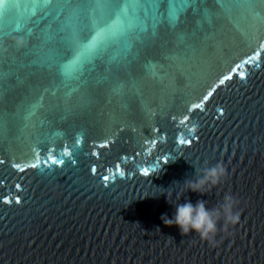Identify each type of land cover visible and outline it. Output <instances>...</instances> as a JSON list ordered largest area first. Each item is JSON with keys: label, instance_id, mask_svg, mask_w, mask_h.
<instances>
[{"label": "water", "instance_id": "water-1", "mask_svg": "<svg viewBox=\"0 0 264 264\" xmlns=\"http://www.w3.org/2000/svg\"><path fill=\"white\" fill-rule=\"evenodd\" d=\"M0 264H264V0H0Z\"/></svg>", "mask_w": 264, "mask_h": 264}, {"label": "clouds", "instance_id": "clouds-1", "mask_svg": "<svg viewBox=\"0 0 264 264\" xmlns=\"http://www.w3.org/2000/svg\"><path fill=\"white\" fill-rule=\"evenodd\" d=\"M162 171H160V174ZM225 175L226 172L223 166L215 165L205 168L202 174L198 171L195 179H188L179 185L186 188L187 193L194 192L200 196H206L207 192L220 185ZM176 185L178 184L168 189L154 186L155 189L160 190V195L151 197L154 199L166 197L167 202L174 208L171 217L168 214L162 215L161 219L165 226L177 227L183 236L192 233L198 234L202 240L213 243L221 220H223L225 231L230 224L235 225L239 222V214L234 211L237 201L231 194H226L223 201L213 208L208 207V201L204 199H199L195 203L190 199H184L181 203L173 205L169 201V196Z\"/></svg>", "mask_w": 264, "mask_h": 264}]
</instances>
